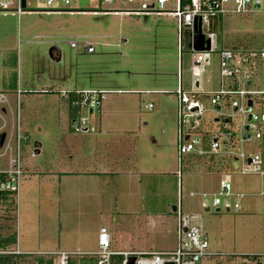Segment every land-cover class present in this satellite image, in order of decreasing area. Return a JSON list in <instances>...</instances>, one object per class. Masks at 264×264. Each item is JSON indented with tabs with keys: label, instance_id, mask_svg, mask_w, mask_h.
<instances>
[{
	"label": "rangeland",
	"instance_id": "rangeland-1",
	"mask_svg": "<svg viewBox=\"0 0 264 264\" xmlns=\"http://www.w3.org/2000/svg\"><path fill=\"white\" fill-rule=\"evenodd\" d=\"M30 4L39 7L34 0ZM173 6V1L168 2V8ZM71 8L26 9L19 17L0 12V95L5 98L0 99V135L5 134L0 145V170L7 169L9 159L16 155L18 124L28 139L20 148V162L35 172L25 174L30 186H36L40 175L62 160L73 167L72 160L77 161L80 155L98 154L102 143L97 139L101 136L113 138L114 148L130 153L131 159L123 166L116 165V176L104 183L95 177L55 181L61 195L58 200L53 193L43 195L33 203L30 220L38 226L39 234L30 235L25 244L37 239L41 245L34 250L74 252L68 256L77 261L89 257L79 251L96 249L95 231L109 225L118 249L172 250L177 245L179 214L172 210L176 205L187 222L197 225L209 241L213 256L198 264H264L261 176L241 174L226 156L215 160L190 154L184 156L179 168L174 91L180 64L184 85L191 82L192 86L194 79L190 51L184 50L179 57L176 19L166 13H123L119 10L131 8L126 0L112 4L77 0ZM71 41L90 42L95 52L71 48ZM54 47L59 49V59L51 57ZM224 47L235 52L236 64L252 71V89H264L258 57L264 49V0L260 9L221 18L218 48ZM207 56L211 66L201 78L204 81L218 76V53L208 52ZM246 58L249 61L245 62ZM15 80L17 88L24 90L18 98ZM60 89L108 91L101 108H94L93 114L86 109L77 114L95 128L83 136L87 140L83 147L75 140L77 135L69 121L74 113L71 100L62 96ZM147 90L155 92L144 93ZM203 101L211 108L206 99ZM260 110L264 112V102ZM214 117V112H207L202 129L214 127L210 123ZM233 119L234 126H239L242 115ZM61 132L67 134L64 139ZM245 148L262 150L259 142L246 143ZM37 150L41 153L36 154ZM226 181L232 183L234 192L246 194L240 211H206L202 194L222 193ZM29 190L33 191L32 187ZM20 205L16 197V212H10L6 224H13ZM0 214L4 216V210ZM148 215L161 216L156 229L152 223L148 226ZM38 257L24 256L22 262L37 264ZM44 258L60 264L56 256Z\"/></svg>",
	"mask_w": 264,
	"mask_h": 264
},
{
	"label": "built area",
	"instance_id": "built-area-1",
	"mask_svg": "<svg viewBox=\"0 0 264 264\" xmlns=\"http://www.w3.org/2000/svg\"><path fill=\"white\" fill-rule=\"evenodd\" d=\"M31 0H0V12H12L19 17L26 9H70L77 0H34L39 7L30 4ZM173 1L174 6L168 8V2ZM112 4L116 0H104ZM131 8L119 10L123 13L141 14L149 12L166 13L176 19L178 31V51L182 58L184 50L192 54L191 76L192 88L186 89L183 85L182 69L180 64L174 91L177 100L178 117V158L179 168L184 156L196 154L199 156H226L231 159L235 168L241 174L257 173L262 179L264 195V112L260 110L264 102V89H252L253 73L244 64H236V54L232 49L218 48V28L220 20L228 14L249 13L253 9L262 7V0H126ZM201 33L209 41V49L196 51L194 49L195 35ZM206 46V44H205ZM71 48H80L87 53H94L92 43L71 41ZM209 53H218L219 87L205 90L200 87L202 76L208 73L211 66ZM257 57V56H256ZM258 57L264 71V49ZM248 58L245 59V62ZM182 63V60H181ZM249 82V84H248ZM24 90L18 87L17 98ZM46 92V90L44 91ZM59 93L71 100V106L79 111L86 109L89 113L99 108L105 100L106 90H60ZM0 99H5L0 95ZM206 99L211 108L204 103ZM250 102V104H249ZM151 106V105H150ZM227 109V111H223ZM230 108V110H228ZM214 112L212 124L214 127L202 129L205 114ZM242 115L239 126H234L233 117ZM75 117L71 120V128L75 132H94L95 128L87 123L84 117ZM26 139L19 124L16 130V155L8 162V168L0 170V194H13L17 197L21 180L24 174L20 162V148ZM259 142L261 151L245 148L246 143ZM181 173L178 171V177ZM191 195H195L191 193ZM203 205L205 210H221L238 212L241 209L242 192H234L230 181L222 186V193L212 195L204 193ZM221 196H224L222 198ZM2 201V198H1ZM180 206V205H179ZM218 210V211H217ZM177 226V245L172 250L138 251L113 250L111 239L106 227H101L98 233V245L93 256L97 264H112V258L122 256L121 264H198L203 258L213 256L210 253L209 241L197 225L187 222L179 207ZM16 253L19 251L16 250ZM60 264H67V254L62 253Z\"/></svg>",
	"mask_w": 264,
	"mask_h": 264
},
{
	"label": "crops",
	"instance_id": "crops-1",
	"mask_svg": "<svg viewBox=\"0 0 264 264\" xmlns=\"http://www.w3.org/2000/svg\"><path fill=\"white\" fill-rule=\"evenodd\" d=\"M220 28V27H219ZM218 28V30H219ZM225 48V47H224ZM53 51V55L55 58H58L60 55L59 50H57L56 48H52ZM191 84V82H190ZM188 84V86L184 85V81H183V85L184 88L186 89H191L192 86ZM20 87V86H18ZM200 87H202L205 90H212V89H216L219 87V78L217 76V78H213V79H209L207 81H204V79L202 80ZM60 90H65V89H60ZM69 90V89H67ZM76 90H82V89H76ZM155 91H145L144 93H153ZM157 92H163V91H157ZM102 105V104H101ZM101 108V106L99 107ZM73 110V109H72ZM90 114H93L90 112ZM75 115V113H74ZM77 115V114H76ZM75 117H69V121L71 122L72 119H74ZM92 125V124H90ZM177 125H178V117H177ZM70 133H73L72 131ZM89 131H83V132H77L74 134L77 135L75 140H78V144L79 145H85L87 144V140L86 137L83 136H87L90 135ZM25 134V133H24ZM26 136V134H25ZM61 136L64 139L67 134L66 132H61ZM75 138V137H74ZM112 139H105L102 136L97 139V142L102 143V146L99 149V153L98 154H92V153H86V154H82L79 156V158L77 159V161L72 160L75 165L73 167H69L66 165V162H63V160L61 161L62 163H60V165H57V167L55 168H51L48 169L46 172L42 173L44 174L43 176L40 175L39 177V183L35 186H30V180H27L25 177V174L27 173L28 175L31 173H35V172H31L30 169H28V167L25 165L23 166L24 168V176H23V181L20 184V189L17 195V200L18 202H20V206H19V212L16 216V225L17 222L19 223V228H20V233H18L17 230V246H16V250L19 251V254L25 255V256H30V255H36L39 257H46V256H56L59 260H61L62 258V253L67 254V261L69 259V256L71 253L74 252H69L66 250H62V249H56V250H34L33 248H36L37 244L40 246L41 244L38 243V240L35 239V243H30L29 244H25L27 243L25 240L26 238L31 239V236H37L39 234L38 230V226L36 224L33 223V221L30 220V216H31V211L34 212L33 209H31V206L33 205V203L36 201L37 198H41L43 197V195H51V193L54 194V199L58 200L57 196L61 195V191L60 188L59 190L57 189V184L55 183V181H57L58 183H61L63 180H65L66 178H72L76 177L79 178L78 180L81 179H91V178H96L99 179L101 181H103V183L109 179L110 177L112 178V175L116 176L117 171H115L116 165H122L125 163L130 162V153H125V152H121L120 149H116L114 148ZM27 136H26V139ZM40 147H42V145H39ZM94 150V149H92ZM41 150H37L36 154H40ZM215 157V156H213ZM219 156H216L214 159L218 160ZM59 164V163H58ZM222 165V164H221ZM221 167V166H220ZM39 175V174H38ZM61 186V185H59ZM32 187V190H29V188ZM55 188L57 189V191H55ZM246 195V194H245ZM20 199V201H19ZM18 204V203H17ZM19 205V204H18ZM160 215H148L146 217V220L148 221L147 224L148 226L151 225L152 223V227L156 229V224L159 222ZM150 223V224H149ZM109 225H101L99 227V229H97V231H95L94 234V240L96 241V244L98 245V233L101 227H106L109 235H110V239H111V247L113 250H118V251H124L121 249H118L117 247V242L114 236L113 231H111L108 227ZM55 232H57L56 227H55ZM22 237V239H21ZM35 246V247H34ZM44 246V245H42ZM24 247V248H22ZM59 248V247H58ZM97 249V247H96ZM96 249L94 250H85V251H79V254H84V255H89L92 256L93 253L96 251Z\"/></svg>",
	"mask_w": 264,
	"mask_h": 264
},
{
	"label": "trees",
	"instance_id": "trees-1",
	"mask_svg": "<svg viewBox=\"0 0 264 264\" xmlns=\"http://www.w3.org/2000/svg\"><path fill=\"white\" fill-rule=\"evenodd\" d=\"M63 10H69V9H63ZM15 82L13 85L14 89L17 88V82L16 83ZM44 93H48V92H44ZM69 98L70 100H73L76 97L74 95H70ZM72 108L74 109V113L78 114L77 109L74 108L73 106ZM74 113L71 112L70 118L76 116L74 115ZM1 198L2 201L0 205V212L4 210L5 215L3 216L2 214H0V264H24L22 262V258L25 255L16 253V246H17L16 214L12 218L13 220L12 225L5 223V221L6 222L10 221L7 219L8 217H10L11 219L10 212H12L13 210H15L16 212V196L13 194L2 193ZM121 261H122V256H115L112 258V264H121ZM37 264H55V262L53 259L38 257ZM67 264H97V258L93 255L89 257H81L77 261H74L69 258Z\"/></svg>",
	"mask_w": 264,
	"mask_h": 264
},
{
	"label": "water",
	"instance_id": "water-1",
	"mask_svg": "<svg viewBox=\"0 0 264 264\" xmlns=\"http://www.w3.org/2000/svg\"><path fill=\"white\" fill-rule=\"evenodd\" d=\"M23 2H24V0H23ZM205 44H206V46H205ZM54 48H56V47H54ZM56 49L59 50L58 48H56ZM194 49L196 51H203V50H208L209 49V41L205 40L204 36L201 33H199V31L195 35ZM50 53H51V57L55 58L54 55H53V51L52 50H51ZM58 59H59V57H58ZM248 84H249V82H248ZM249 104H250V102H249ZM4 141H5V134L3 133V134L0 135V145L1 146L3 145ZM0 205H1V194H0ZM172 210L174 212H176L177 211V206L173 205L172 206ZM206 211H208V210L206 209ZM133 262H134V258H131L129 264H133Z\"/></svg>",
	"mask_w": 264,
	"mask_h": 264
}]
</instances>
